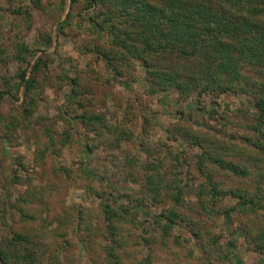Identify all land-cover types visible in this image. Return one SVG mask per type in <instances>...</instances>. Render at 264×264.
<instances>
[{"label": "rangeland", "instance_id": "rangeland-1", "mask_svg": "<svg viewBox=\"0 0 264 264\" xmlns=\"http://www.w3.org/2000/svg\"><path fill=\"white\" fill-rule=\"evenodd\" d=\"M107 2L0 0V247L27 239L28 253L17 241V255L6 251L12 264H264V118L257 132L251 92L217 93L207 72L187 90L159 87L95 24ZM22 70L28 93L15 88ZM242 71L264 98V74ZM82 113L100 115L101 130ZM201 151L211 158L200 169ZM104 204L130 214L106 221Z\"/></svg>", "mask_w": 264, "mask_h": 264}, {"label": "trees", "instance_id": "trees-1", "mask_svg": "<svg viewBox=\"0 0 264 264\" xmlns=\"http://www.w3.org/2000/svg\"><path fill=\"white\" fill-rule=\"evenodd\" d=\"M107 1V5L111 7L107 8L104 20L101 19L95 24L98 28L106 30L117 46L126 51L130 50L134 58L141 60L147 76L153 83L161 88L171 85L179 90H187L188 86L200 85L196 74L204 76L207 72V81L204 79L201 82H205V87L212 88L211 90L214 89L217 93L227 90L251 92L253 105L257 111L258 123L255 130L257 132L261 130L259 124H262L264 118V98L256 92L252 93L253 89H247V85L242 82L241 74L248 64L264 74V0H161L160 3L152 0ZM117 20L119 23H116ZM167 59L184 62L160 65ZM190 66H194L196 70H188ZM24 72L25 70H22L19 74L15 88L17 91L22 89L24 93H28L32 88V79L29 76L25 77ZM256 88L264 94V83ZM205 90L203 87L200 89ZM2 98L3 93L0 94V99ZM79 118L81 123L93 131L101 130L100 115L82 113ZM107 132L111 133L109 126ZM111 137L113 138L114 134H111ZM113 139L118 144L117 134ZM194 143L195 146L201 147L200 142ZM256 146L260 151H264L263 144L256 143ZM85 148L89 150L90 147L88 145ZM197 156L196 162L200 169L204 162L211 158V154L206 151H201ZM214 157V164L220 168L227 169L235 175L246 174L244 168L222 160L215 153ZM208 188L210 194L217 197L226 194L237 197L239 203L236 206L254 204L252 196L247 194L240 195L217 189L215 185ZM262 196L264 198V194ZM223 211L226 214L227 210ZM102 213L104 219L110 221L117 217L125 218V215L130 214V210L126 207L111 208L104 204ZM170 226L169 220L162 225L166 232ZM107 227L112 233V226L107 223ZM26 240L20 234H14L4 245L8 249L0 247L1 263L12 264L16 261L15 256L6 254V251H9L17 255L18 250L13 247L15 241L20 244L19 248H24L28 253L31 246L23 244ZM26 253L21 254V257L29 263L31 260Z\"/></svg>", "mask_w": 264, "mask_h": 264}]
</instances>
